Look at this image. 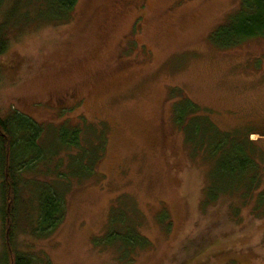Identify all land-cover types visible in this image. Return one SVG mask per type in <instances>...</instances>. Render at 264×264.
<instances>
[{
	"label": "rangeland",
	"instance_id": "rangeland-1",
	"mask_svg": "<svg viewBox=\"0 0 264 264\" xmlns=\"http://www.w3.org/2000/svg\"><path fill=\"white\" fill-rule=\"evenodd\" d=\"M241 2L78 0L58 20L46 0H0V115L38 123L43 158L20 172L8 227L0 172V264L16 251L32 264H264L256 199L204 204L213 161L175 121L189 99L223 131L252 132L264 165V36L228 48L211 38ZM74 127L80 145L69 146L60 135ZM44 184L65 194L48 235L38 227ZM127 229L142 242L109 238Z\"/></svg>",
	"mask_w": 264,
	"mask_h": 264
},
{
	"label": "trees",
	"instance_id": "trees-1",
	"mask_svg": "<svg viewBox=\"0 0 264 264\" xmlns=\"http://www.w3.org/2000/svg\"><path fill=\"white\" fill-rule=\"evenodd\" d=\"M46 1L48 8L55 13L58 20L65 18L66 13L71 11L78 2V0ZM1 26L0 55L6 51L8 46V38H4L1 34L5 27ZM256 36H264V0H242L237 12L228 22L214 30L211 38L216 45L228 48ZM175 109V121L183 128L186 141L194 148L198 147L204 151L207 158L213 161L204 204L217 200L223 194L243 192L246 198L256 199V209L259 214L264 215V189H261L264 178L263 158L254 141L250 139L252 132L246 133L239 129L223 131L206 115H199L198 105L189 99H182ZM38 126L39 124L33 119L21 113L14 112L8 118H2L0 115V172L4 173L1 183L3 203H6L8 199V204L12 201L11 210L8 211L7 208L4 210V221L7 227L9 226L8 219L11 222L15 219L17 206L21 202L19 191L23 183L21 184L20 172L28 169L32 163L43 159L42 150L37 146V140L41 136V129ZM80 130L79 127L64 128L60 139L62 142L70 144L69 146L80 145ZM12 131L24 133L21 142L13 140ZM104 147L102 139V149ZM87 152L89 150L86 146L84 154L81 152V156L78 158L84 162L86 158L84 155ZM18 157H23V160L19 162ZM91 158L92 152L89 154V160ZM86 165L89 169L91 168L89 163ZM76 175L80 176L81 174L77 173ZM59 186L49 184L39 186L41 188L38 199L40 234L48 235L63 219L65 194L60 192L62 188L58 190ZM3 233L6 238V230ZM115 237L123 241L126 246H130L132 240L135 243L137 240H141L134 237V233L129 232L128 229L122 233H111L109 238L113 240ZM5 246L9 249V245ZM7 247H5L6 250ZM6 264H9L7 256ZM13 264H32V260L16 251Z\"/></svg>",
	"mask_w": 264,
	"mask_h": 264
}]
</instances>
